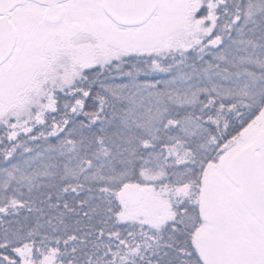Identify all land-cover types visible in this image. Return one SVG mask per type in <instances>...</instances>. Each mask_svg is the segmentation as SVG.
<instances>
[{
  "label": "snow or ice",
  "instance_id": "snow-or-ice-1",
  "mask_svg": "<svg viewBox=\"0 0 264 264\" xmlns=\"http://www.w3.org/2000/svg\"><path fill=\"white\" fill-rule=\"evenodd\" d=\"M0 264H264V0H0Z\"/></svg>",
  "mask_w": 264,
  "mask_h": 264
}]
</instances>
